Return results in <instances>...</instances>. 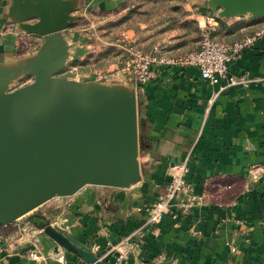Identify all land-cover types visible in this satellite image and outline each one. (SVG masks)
Returning <instances> with one entry per match:
<instances>
[{
    "label": "crops",
    "instance_id": "obj_1",
    "mask_svg": "<svg viewBox=\"0 0 264 264\" xmlns=\"http://www.w3.org/2000/svg\"><path fill=\"white\" fill-rule=\"evenodd\" d=\"M104 1L79 0L80 7L73 15L93 6L103 7ZM11 6L12 0H0L3 65L32 58L44 43V38L18 30L9 21ZM212 16L197 15L198 27H210L227 43L264 27V17L242 16L220 19L225 22L220 23ZM71 31L63 32L73 46L63 77L81 83L130 82L122 70L112 79L76 78L70 61L82 60L86 52ZM40 39L42 44L32 48ZM153 70L155 79L136 86L140 140L145 142L139 155L142 181L129 189L87 187L73 197L47 202L32 213L41 212L51 225L70 230L108 264H116L126 253L128 259L122 264H264V38L230 65L231 74L249 75L253 80L249 88L220 90L203 80L194 67L155 66ZM26 79L33 77L22 76L12 89L33 82L17 85ZM184 163L197 202L185 213L176 207L181 214L178 220L167 215L158 226L142 230L131 240L136 250L129 252L123 241L144 225L146 215L141 210L165 192L172 167ZM103 214H110L112 220L100 219ZM21 225L10 240L0 237V264H87L66 249L56 252L57 244L30 221ZM18 238L20 245L14 248L11 241ZM33 240L50 257L46 262L28 257Z\"/></svg>",
    "mask_w": 264,
    "mask_h": 264
},
{
    "label": "water",
    "instance_id": "obj_2",
    "mask_svg": "<svg viewBox=\"0 0 264 264\" xmlns=\"http://www.w3.org/2000/svg\"><path fill=\"white\" fill-rule=\"evenodd\" d=\"M208 6L221 20L264 17V0H210ZM79 7V0H12L9 21L44 43L30 59L0 64V225L87 185L129 189L142 181L135 84L62 76L73 49L63 32ZM24 75L33 82L13 90ZM43 232L56 252L63 248L87 264H108L52 225Z\"/></svg>",
    "mask_w": 264,
    "mask_h": 264
},
{
    "label": "rangeland",
    "instance_id": "obj_3",
    "mask_svg": "<svg viewBox=\"0 0 264 264\" xmlns=\"http://www.w3.org/2000/svg\"><path fill=\"white\" fill-rule=\"evenodd\" d=\"M111 1L112 3H110ZM209 1L107 0L104 1L103 7L97 5L83 10L77 14L71 27V33L86 53L82 60L70 61L69 67H75L74 75L76 78L88 76L89 78L97 77L103 80L112 79L114 73L122 70L123 63L130 56L131 50H141L147 53L157 51L164 56H177L199 48L205 32H209L213 38L220 40L218 34L210 27H198L196 18L199 14L207 17L213 15L212 17L216 21L220 20L209 8ZM220 23L225 22L221 21ZM42 42L40 39L33 43L32 48L38 47ZM32 81L26 79L20 81L17 85H26ZM128 86L130 87V84ZM138 121L140 125L139 115ZM142 149L140 143V151ZM87 187L99 188V186L87 185L84 189ZM55 199L65 198L57 197ZM111 207L107 208L109 212L112 209ZM33 218L39 221L40 233L45 235L43 226L46 224L51 225V223L46 217H42L41 212H38L31 213L7 226L0 225L1 239L10 240L15 237L19 230L18 224L25 225L27 222H31ZM101 218L106 219L107 222L112 220L110 214H103L100 216ZM53 227L63 235L71 237V241L76 244L75 240L77 239L70 234V230L65 231L64 227L62 228L56 224ZM20 239L11 241V245L13 244L14 248H18ZM32 242L34 246L38 245L35 240ZM41 251L43 252L42 249Z\"/></svg>",
    "mask_w": 264,
    "mask_h": 264
},
{
    "label": "built area",
    "instance_id": "obj_4",
    "mask_svg": "<svg viewBox=\"0 0 264 264\" xmlns=\"http://www.w3.org/2000/svg\"><path fill=\"white\" fill-rule=\"evenodd\" d=\"M263 38L264 27L233 43L215 39L209 32H205L201 45L197 50L178 56H164L157 51L147 53L141 50H131L130 56L123 63L122 72L135 86L141 87L155 79L156 73L153 70L155 66L194 67L199 69L203 80L211 86H219L220 90L232 87L249 88L253 82L249 75L237 76L231 74L230 65L243 52L252 49ZM172 171V179L165 192L158 197L153 205L146 206L141 210L146 215L144 225L123 241V245L129 248V252L136 250V244L132 243L131 240L139 236L142 230L158 226L167 215H171L173 219L178 220L181 214L177 212L176 207L185 213L197 202V197L192 194L193 188L186 180L189 172L187 164L176 165L172 167ZM178 199L180 201L176 205ZM128 254L119 256L115 263L122 264L124 260L128 259ZM28 256L30 260L39 263L50 259L41 251L38 245L34 246ZM57 260L63 262L64 258L58 257Z\"/></svg>",
    "mask_w": 264,
    "mask_h": 264
},
{
    "label": "trees",
    "instance_id": "obj_5",
    "mask_svg": "<svg viewBox=\"0 0 264 264\" xmlns=\"http://www.w3.org/2000/svg\"><path fill=\"white\" fill-rule=\"evenodd\" d=\"M217 22H221L220 20H217ZM144 144L145 142H143V140H141V145H142V148H144ZM31 222L36 225L37 227L39 226V221L36 219V218H33L31 219ZM40 227V226H39Z\"/></svg>",
    "mask_w": 264,
    "mask_h": 264
}]
</instances>
